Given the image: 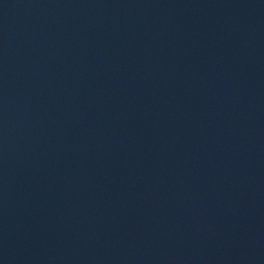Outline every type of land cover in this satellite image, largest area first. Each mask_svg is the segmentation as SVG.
<instances>
[{
	"label": "water",
	"instance_id": "1",
	"mask_svg": "<svg viewBox=\"0 0 264 264\" xmlns=\"http://www.w3.org/2000/svg\"><path fill=\"white\" fill-rule=\"evenodd\" d=\"M0 264H264V0H0Z\"/></svg>",
	"mask_w": 264,
	"mask_h": 264
}]
</instances>
